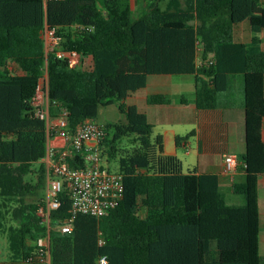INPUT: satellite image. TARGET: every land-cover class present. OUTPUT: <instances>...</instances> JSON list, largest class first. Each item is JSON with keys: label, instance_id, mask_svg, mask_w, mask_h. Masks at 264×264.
<instances>
[{"label": "trees", "instance_id": "16d2710c", "mask_svg": "<svg viewBox=\"0 0 264 264\" xmlns=\"http://www.w3.org/2000/svg\"><path fill=\"white\" fill-rule=\"evenodd\" d=\"M167 1L144 0L143 14L133 18L132 0H0V229L8 232L11 249L0 264H27L39 255L37 239L47 234L38 213L47 125L31 106L46 65L50 98L58 104L52 112L66 107L72 130L96 119L101 105L118 104L126 115L104 125L102 140L103 155L123 174V200L104 216L78 214L70 233L52 230L51 264H97L102 254L110 264H263L264 0ZM244 22L254 33L250 41L240 36ZM46 24L56 28L62 48L80 53L78 66L47 51ZM151 73L193 74L202 113L243 108L246 149L238 158L245 176L232 186L243 203L227 202L218 173L185 172L182 159L166 152L163 134L151 139L147 114L123 101L145 87ZM147 101L171 102L161 93ZM193 132L177 135V144ZM133 134L137 144L122 148L120 139ZM31 174L36 183L27 179ZM37 189L40 200H28ZM60 199L54 225L71 215L66 192Z\"/></svg>", "mask_w": 264, "mask_h": 264}, {"label": "built area", "instance_id": "2783aa9c", "mask_svg": "<svg viewBox=\"0 0 264 264\" xmlns=\"http://www.w3.org/2000/svg\"><path fill=\"white\" fill-rule=\"evenodd\" d=\"M42 35L47 51L55 52L70 67L80 64L81 55L77 50L61 47V37L55 27L46 24ZM56 102L50 98L46 65L31 99V106L34 114L44 119L47 125V148L42 159L46 167L47 187L46 196L38 211L47 227V234L37 239L39 255L30 256L27 263L38 259L39 263L51 264L52 230L70 233L78 214L98 217L107 215L119 206L124 197L123 174L118 169L112 170L103 155L102 140L106 133L104 124L87 118L72 130L66 107H61L57 114L52 112V105H58ZM239 163L237 155L225 154L224 172L233 174ZM62 192H66L70 199L71 215L54 225L52 216L61 205ZM99 243L102 245L105 240L101 237ZM97 264H110L108 256L100 255Z\"/></svg>", "mask_w": 264, "mask_h": 264}, {"label": "crops", "instance_id": "0c3cea01", "mask_svg": "<svg viewBox=\"0 0 264 264\" xmlns=\"http://www.w3.org/2000/svg\"><path fill=\"white\" fill-rule=\"evenodd\" d=\"M244 25H247L249 30L248 37L244 38L242 33L240 36L243 41H250L254 33L247 22L242 24V26ZM202 48L200 45L199 51H202ZM188 75L193 74L151 73L147 77L146 86L132 93L123 101L127 104H136L139 110L147 114L149 121L154 125V131L157 129L155 135L159 133L164 135L167 153L179 157L181 155L179 148H184L187 153L195 151L196 155L189 164L188 171L218 173L221 189L226 194L227 202L241 204L244 199L237 195L235 197V193L232 191L233 183L243 180L245 176L241 162L233 174L224 172V163L225 154L233 153L238 156L246 149L244 110L238 104L212 111L210 114L200 112L195 102V81L192 82L189 79L191 90H187L188 80L186 78H190ZM157 93L168 96L171 102L166 104L148 103V97ZM191 131H194L193 134L178 145L176 136H185ZM262 137L264 140V120ZM58 141L62 142L60 139ZM260 189H264V174L260 175L258 179L262 224L264 200L260 196ZM227 192L232 194L230 199H228Z\"/></svg>", "mask_w": 264, "mask_h": 264}, {"label": "rangeland", "instance_id": "374dc122", "mask_svg": "<svg viewBox=\"0 0 264 264\" xmlns=\"http://www.w3.org/2000/svg\"><path fill=\"white\" fill-rule=\"evenodd\" d=\"M167 0H161L160 4L161 6H166L167 5ZM133 3V18H138L143 14V5H144V0H132ZM248 28L247 25L242 26L241 33L244 38L248 37ZM262 48L264 49V41L262 44ZM190 78H186L188 80L187 84V90L190 91V84H189V79L192 80V82L195 81L193 75H188ZM234 92H235V99L240 100L242 96L241 92V87L240 84L237 83L236 86L234 87ZM189 95V93H188ZM97 122L101 124H107L108 122H114V121H126V115L121 112L119 105L118 104H111V105H101L99 107L98 115L95 119ZM157 129L152 134L151 139L153 140L155 132ZM119 144L121 145L122 148H131L137 144L136 140V135H130V136H124L120 139ZM179 151L181 155L179 158H181L184 162V169L185 171H188L189 164L194 160V157L196 155L195 151H192L191 153H187L184 148H179ZM108 153L104 155L106 163L112 170H117L118 169V163L116 160H111L107 161L108 158ZM41 164L40 161H37L34 163V167H39ZM34 180L32 183H36L38 181L36 175H28L27 179H33ZM46 180H45V188H44V193L46 196ZM42 195V190H38L35 193H30L27 195L28 200H40V197ZM232 194H229L227 192L228 199H230ZM241 197L242 199L243 196L235 194L234 196L236 197ZM260 196L264 200V189H260ZM39 211V210H38ZM263 214H264V208H263ZM212 246L216 247V242H212ZM260 252L261 255L263 256V264H264V215L262 217V224H261V232H260ZM11 257V249H10V239L7 231H3L0 229V261H8ZM27 264H43L39 262H29Z\"/></svg>", "mask_w": 264, "mask_h": 264}]
</instances>
